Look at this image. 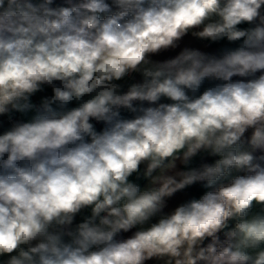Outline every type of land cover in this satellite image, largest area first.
Returning a JSON list of instances; mask_svg holds the SVG:
<instances>
[{
  "label": "clouds",
  "instance_id": "obj_1",
  "mask_svg": "<svg viewBox=\"0 0 264 264\" xmlns=\"http://www.w3.org/2000/svg\"><path fill=\"white\" fill-rule=\"evenodd\" d=\"M0 264H264V0H0Z\"/></svg>",
  "mask_w": 264,
  "mask_h": 264
},
{
  "label": "crops",
  "instance_id": "obj_2",
  "mask_svg": "<svg viewBox=\"0 0 264 264\" xmlns=\"http://www.w3.org/2000/svg\"><path fill=\"white\" fill-rule=\"evenodd\" d=\"M185 43H188V44H195V42H194V41H191L190 39H186V40H185ZM172 54H174V53H172Z\"/></svg>",
  "mask_w": 264,
  "mask_h": 264
}]
</instances>
